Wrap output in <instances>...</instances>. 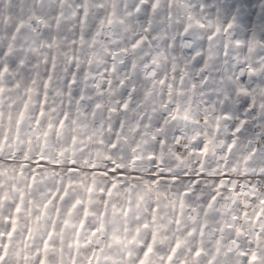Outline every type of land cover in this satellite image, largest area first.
I'll return each instance as SVG.
<instances>
[{
  "label": "clouds",
  "instance_id": "obj_1",
  "mask_svg": "<svg viewBox=\"0 0 264 264\" xmlns=\"http://www.w3.org/2000/svg\"><path fill=\"white\" fill-rule=\"evenodd\" d=\"M151 5L152 0H0V234L9 245L4 264H38L35 250L53 223V240L63 246L68 264V245L85 219L84 205L72 207L71 192L63 204L54 201L46 210L44 204L61 177L71 179L76 193L94 181V202L80 232L82 245L87 243L103 218L99 189L113 183V167L119 171L112 201L121 211L106 225L109 232L126 235L124 244L111 250L117 260L127 262L128 250L138 253L141 242L151 240L149 230L141 229L139 236L134 230L157 202L163 227L153 264H161L177 236L183 244L173 264H192L189 248L213 254L218 241L228 251L227 264H245L239 253L250 248L264 258V217L252 219L255 209L264 207L259 204L264 199V0ZM228 22L232 27L225 32ZM217 25L220 31L209 40ZM64 112V127L49 130ZM205 142L208 150L202 152ZM40 155L48 163L33 182L31 164ZM73 160L78 170L69 173ZM221 180L224 186L218 188ZM185 189L186 207L177 226L176 213L163 204L181 198ZM20 192L24 204L17 214ZM213 195L217 199L205 215ZM9 215L18 217L11 239ZM101 235L107 239V233ZM98 240L92 238L89 247ZM87 251L81 247L78 264ZM199 259L204 264L207 257ZM50 264L59 259L51 257Z\"/></svg>",
  "mask_w": 264,
  "mask_h": 264
},
{
  "label": "snow or ice",
  "instance_id": "obj_2",
  "mask_svg": "<svg viewBox=\"0 0 264 264\" xmlns=\"http://www.w3.org/2000/svg\"><path fill=\"white\" fill-rule=\"evenodd\" d=\"M147 0H139L140 4L146 3ZM159 0H152V8L156 9L158 6ZM102 7V5H101ZM137 11H139V5H137ZM111 16V14H109ZM111 23V19L108 21ZM199 23V21H197ZM232 27V23L228 22L226 23L224 27V31L227 32L228 29ZM220 31V26L217 25L216 27V32L213 33L208 37L209 40L213 38V36ZM145 39V37H141L135 41L131 45L132 48H136L138 45L142 43V41ZM237 44H240L241 41H236ZM5 71L7 68L5 67ZM110 83V82H109ZM48 86V82L46 81L44 84V88L46 89ZM27 92L31 93L33 91L32 88L26 89ZM41 107H40V115L43 116L45 112V105L47 103V91H44L42 93V98H41ZM121 107L126 108L127 103H124L121 105ZM27 109V103H25V110ZM225 118L227 117V114H225ZM11 119V118H10ZM24 119V110H22L18 114V119H17V125L19 126ZM68 119V113L64 112L62 114V118L58 119L56 125L49 124L48 128L49 130H52L54 127L56 129H60L64 127L65 121ZM37 124H39V120L36 121ZM241 124H244L245 121L241 120ZM17 131H19V127L17 128ZM236 132H239L240 129L237 127L235 129ZM49 135L48 132L44 133V136L47 137ZM73 144H75L76 138L73 137ZM47 141L45 140V143ZM235 141H233L234 143ZM208 143L205 142L203 148L201 149L202 152H207L208 150ZM232 145L230 144L228 146L229 151L231 150ZM48 163V160L43 155L37 156L33 159L32 164H31V169H32V181L35 182L36 180V172L40 170L44 165ZM54 166H58L59 162L58 161H53L52 162ZM78 169L76 167L75 161H70L69 167L67 168V171L69 173H74ZM119 171L118 168L113 167L111 170L110 175L112 176L113 183L108 186L107 188H100L99 193L103 196V206H104V212L102 213V219L92 227L89 233V241L87 243H84L82 245L81 239H80V232L84 229L85 226V219L87 217V206L91 205L94 202V193L96 191V186L95 182L93 181L92 183L88 185H81V192L76 193L73 192V182L71 179L65 180L63 177H61L56 183L58 187L56 188L55 191H51L49 194V197L47 201L44 204L45 210L47 209L48 205L53 203L54 201H59L61 204L65 203L67 198L70 195V192L73 193L75 196V199L71 201V206L76 207L80 205H84V217L85 219H81L79 228L76 231V236L75 240L71 243H69L68 247L69 249H72V252L69 254V260L68 264H78L79 257L81 255L80 249L81 247L87 248V255L85 257V260L83 264H153L152 258L154 254H156V238L159 233L160 228L163 227L159 223V219H161V204L157 202L152 208H151V214L150 218H145L143 220L142 224H138L135 228V235L139 236L141 229L149 230L151 232V240L147 242H141L142 247L140 248V251L138 253H133L131 250L127 251V257L128 260L125 262L123 257L121 259L117 260L116 257L112 255L111 250L114 247L120 246L124 244V241L126 239V235L122 236L119 232L118 229H113L111 232L108 231L107 225H106V219L111 216L113 219L116 217V215L121 211L120 209L117 208L116 204L112 201L113 197V189L117 187V172ZM4 175L3 171H0V178H2ZM224 176L227 177V173H224ZM156 181L154 180L153 183ZM224 186V181L221 180L219 184L217 185L218 188H223ZM13 191H15V185L12 186ZM188 192L187 189H185V192L181 194V198L179 199H172L168 200L163 204V208H171L173 212L176 213L174 222L177 226L180 225L181 223V218L183 216V210L186 207L185 200L183 199V195H186ZM129 200L128 203L131 206L132 204V197H131V190H129ZM83 197V198H82ZM139 199H142L143 197H138ZM157 201H159L160 196L157 194L156 196ZM217 197L216 195H213L207 202V208L205 209V215L207 214V210L211 209L213 206V203L216 201ZM24 204V193L20 192L18 199L15 201V213H20L22 210ZM260 205H264V199H261L259 201ZM178 210V211H177ZM56 214L59 216L60 214V208H56ZM243 215L245 217H248V212L245 209L243 212ZM262 217H264V207H259L255 209L254 214L252 219L255 221H259ZM237 217H233V219H236ZM10 227L7 231V237L11 239V237L14 235L16 231V223L18 217L16 215H9L5 218ZM37 222L39 223L40 217L37 216ZM68 221L65 220L64 224L67 225ZM206 221L204 224L201 225V231L200 235H204L203 228L206 226ZM228 228H232L233 225L228 224ZM124 233L126 234L129 229L124 228ZM177 231H179V228H177ZM239 228H237V233H239ZM56 226L55 223L52 224L51 228L47 232V237L42 240L41 245L35 250V257L37 258L38 264H50V258L55 256L59 259V264H64V248L61 245L60 247H57L55 241L53 240V237L56 236ZM195 232V229H193V232H190L188 235H192ZM102 233H107V239L104 238ZM99 237V240L97 242L96 246L89 247V244L91 243L92 238H97ZM257 240H259V234H257ZM131 243V241H129ZM183 244L182 239L177 236L175 238V243L169 247V250L166 254V256L160 257L161 264H173L174 259L177 255V252L181 248ZM74 245V247H73ZM7 243H3V235L0 234V264H4V261L7 257V248H8ZM126 247V245H124ZM188 252L190 253L192 259V264H201L200 257L206 256L207 259L204 261V264H227V261L223 258L228 256V251L223 250L220 242H217V247L215 249V252L211 255H209L203 247H195V248H189ZM242 257L245 258V264H264V258H262L260 255H258V251L256 248H250L248 251H241L239 253ZM134 257V258H133ZM25 261L28 260V256L26 255L24 257Z\"/></svg>",
  "mask_w": 264,
  "mask_h": 264
}]
</instances>
